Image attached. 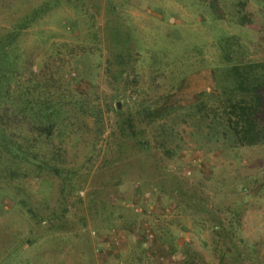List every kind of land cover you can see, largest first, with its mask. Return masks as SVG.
I'll use <instances>...</instances> for the list:
<instances>
[{
  "label": "rangeland",
  "instance_id": "374dc122",
  "mask_svg": "<svg viewBox=\"0 0 264 264\" xmlns=\"http://www.w3.org/2000/svg\"><path fill=\"white\" fill-rule=\"evenodd\" d=\"M42 1L0 0V34ZM83 2L80 11L59 0L19 42L38 64L55 47L80 53L74 86L91 91L101 118L67 112L74 127L63 139L62 176L24 163V186L21 177L7 182L0 264H264V144L216 139L190 109L216 93L227 43L229 64L264 62V0ZM123 45L139 58L135 86L106 72ZM110 100L119 117L106 113ZM146 103L174 110L167 143L160 127L135 123L147 150L141 133L116 127Z\"/></svg>",
  "mask_w": 264,
  "mask_h": 264
},
{
  "label": "trees",
  "instance_id": "16d2710c",
  "mask_svg": "<svg viewBox=\"0 0 264 264\" xmlns=\"http://www.w3.org/2000/svg\"><path fill=\"white\" fill-rule=\"evenodd\" d=\"M58 3L59 0H43L0 34V195L4 197L13 198L7 182L12 183L16 177H21L20 188L24 186L27 174L25 171L18 174L21 164L32 166L36 174L45 171L54 177L63 175L66 169L63 139L74 127L67 112L74 110L82 117L101 118V110L89 102L91 91L74 86L72 63L80 53L65 45L55 47L38 64L36 57L26 55L19 42L22 33ZM63 3L80 11L85 8L83 0H63ZM227 44L223 48L227 64L213 74L216 93L200 94L190 109L197 122L212 129L216 139L231 144L229 136L233 146L239 147L264 144V62L229 64L231 45ZM93 48L96 50L95 45ZM138 62V55L123 45L109 57L106 72L123 80V85L135 86L139 81ZM33 65H37V71H32ZM111 101L106 103V113L114 112L119 117L122 110H117V105L111 107ZM165 105H138L116 127L121 134L127 128L132 136L141 133L139 145L147 150V132L135 130V123L153 124L163 131L158 133L166 134L162 139L167 143L172 136L168 132V113L171 115L174 110ZM182 122L187 124V114H182ZM55 138L58 143H54ZM65 175L70 177L72 173L66 171Z\"/></svg>",
  "mask_w": 264,
  "mask_h": 264
},
{
  "label": "built area",
  "instance_id": "2783aa9c",
  "mask_svg": "<svg viewBox=\"0 0 264 264\" xmlns=\"http://www.w3.org/2000/svg\"><path fill=\"white\" fill-rule=\"evenodd\" d=\"M189 173V172H188Z\"/></svg>",
  "mask_w": 264,
  "mask_h": 264
}]
</instances>
